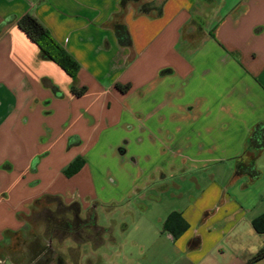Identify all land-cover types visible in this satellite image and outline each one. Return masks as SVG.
I'll list each match as a JSON object with an SVG mask.
<instances>
[{"label": "crops", "instance_id": "1", "mask_svg": "<svg viewBox=\"0 0 264 264\" xmlns=\"http://www.w3.org/2000/svg\"><path fill=\"white\" fill-rule=\"evenodd\" d=\"M153 1H127L118 14L119 0H0V101L12 103L0 119V164L11 165L0 168V264H56L42 258V239L32 236V203L44 194L76 200L56 189V178L77 181L76 187L92 179L84 158L76 173H62L81 152L51 167L48 150L29 148L26 109L32 103L51 116L57 103L67 106L89 93L103 113L129 117L132 128L148 135L135 138L153 151L150 173L133 192L141 195L147 186L154 201L173 204L157 209L153 222L135 224L133 238L118 239L101 225L108 237L93 249L100 264H244L264 245V231L252 224L264 213V146L255 153L245 148L251 128L264 121V0H164L159 15L137 11ZM24 13L78 62L76 86L87 87L82 96L71 94L70 77L40 58L18 28ZM115 22L126 25L130 46L118 45ZM42 77L58 86L60 97L42 86ZM116 83L129 88L120 92ZM80 109L83 123L94 122L88 107ZM68 128L64 152L78 146L66 149L69 136L82 143ZM123 143L116 147L120 156L127 153L128 140ZM45 172L51 180L42 187ZM79 203L82 211L89 208ZM173 211L186 223L177 236L163 227ZM253 264H264V257Z\"/></svg>", "mask_w": 264, "mask_h": 264}, {"label": "rangeland", "instance_id": "2", "mask_svg": "<svg viewBox=\"0 0 264 264\" xmlns=\"http://www.w3.org/2000/svg\"><path fill=\"white\" fill-rule=\"evenodd\" d=\"M72 103L70 102L67 106L57 103L56 111L51 116H41L39 112L33 110V104L30 103L26 109L27 115L25 114L28 117L26 124L28 128L25 129L26 133L23 132L25 136H28L29 148L48 150L46 162L51 167H57L70 155L81 152L92 180L76 187L77 181L66 183L56 178V189L65 191L67 195L73 193L77 196L75 199L78 202H89V208L81 210V215L85 216L87 210H92L95 222L98 225L112 227L116 238L119 239L122 236L133 238L135 224L153 222L157 209H167L173 205L168 200L164 201V197L162 202L154 201L149 196L150 191L147 186L141 195L133 192L134 184H143V180H146L150 173L149 158L153 151L137 144L135 138L142 136L144 140H147L148 135L132 128L130 124L134 122L129 117L123 119L117 112L103 113L101 101L97 100L93 93L76 99ZM11 107L10 101H0V119ZM82 107H88V110H91L94 114V122L88 125L82 122V119L78 117ZM69 115V122L73 121L70 127L69 124H64ZM89 121H91L90 117ZM67 128L76 130L82 140V143L72 152H64L62 148L64 131ZM126 140H128L127 153L120 156L116 152V147L124 144ZM133 156L136 163L132 161ZM42 175L41 186L45 187L51 177L48 172ZM76 189L82 190V193L79 195ZM30 224L32 236L42 239L44 251L42 258L46 261L55 260L56 264H100V252L93 250L91 244L76 243L71 237L48 238L42 222L32 221ZM55 254L56 257L52 259V255Z\"/></svg>", "mask_w": 264, "mask_h": 264}, {"label": "trees", "instance_id": "3", "mask_svg": "<svg viewBox=\"0 0 264 264\" xmlns=\"http://www.w3.org/2000/svg\"><path fill=\"white\" fill-rule=\"evenodd\" d=\"M127 1L138 0H119V12L121 14L125 8ZM164 0H155L153 2L142 3L137 6L139 13H147L154 9L156 14L161 12V5ZM18 28L23 31L26 36L31 39L38 47L39 56L55 62L71 79L69 90L76 97L82 96L86 91L85 85L76 86V75L79 70V64L75 58L70 55L62 45L49 33V31L30 13L22 14L17 20ZM113 32L118 45L130 46L131 37L125 24L115 22L113 24ZM170 69H162L160 74L170 72ZM41 84L51 90L56 97L61 96V92L57 85L46 77L41 78ZM115 88L120 92H125L129 88V84H115ZM80 139L76 135L67 138L66 149L74 145H79ZM264 146V121L256 123L250 130L246 138V151L255 153ZM120 154L123 153L118 148ZM37 159V158H36ZM84 164L82 156H76L63 169L62 173L65 177H70L76 173ZM0 168L6 171L11 170L8 162L0 164ZM33 170V168H32ZM28 220L42 222L44 225L45 235L48 238H65L71 237L76 243H90L93 248H97L102 244L103 238L107 233V228L98 225L95 222L92 210H87L85 216L81 215V206L77 200L66 203L59 195L44 194L35 199L32 203ZM253 227L257 232L264 231V213L257 216L252 221ZM164 229L172 233L173 236L179 235L186 228V223L182 220L179 213L171 212L165 219ZM264 257V245L250 257L244 264H253Z\"/></svg>", "mask_w": 264, "mask_h": 264}]
</instances>
